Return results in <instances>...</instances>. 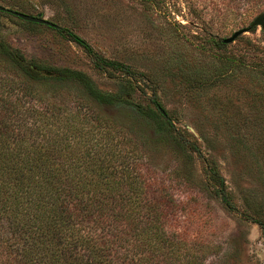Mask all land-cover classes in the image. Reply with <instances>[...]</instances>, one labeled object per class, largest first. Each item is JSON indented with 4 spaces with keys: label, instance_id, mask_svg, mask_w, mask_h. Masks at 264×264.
Here are the masks:
<instances>
[{
    "label": "rangeland",
    "instance_id": "374dc122",
    "mask_svg": "<svg viewBox=\"0 0 264 264\" xmlns=\"http://www.w3.org/2000/svg\"><path fill=\"white\" fill-rule=\"evenodd\" d=\"M0 4L42 13L58 27L77 32L99 54L129 65L134 73L100 70L92 56L58 27L0 10V40L27 61L42 69L81 70L102 90L117 92L146 109H155L156 95L167 110L172 128L162 138L151 131L142 133V144L159 175L175 180L170 191L189 210L176 216L189 242L181 244L174 264H264V227L259 224L264 226L260 70L264 25L254 24L257 16H264V0H0ZM242 28L247 30L234 41H223ZM214 40L225 45L217 46ZM227 58L236 61L225 72ZM15 69L0 56V75H14ZM0 80V97L6 98L9 81ZM47 90L49 100L73 105L78 99L76 88L60 95ZM98 109L117 117L133 133L132 127L141 131L146 125L144 121L132 125L125 109ZM210 165L225 177L234 209L217 194L207 172Z\"/></svg>",
    "mask_w": 264,
    "mask_h": 264
},
{
    "label": "trees",
    "instance_id": "16d2710c",
    "mask_svg": "<svg viewBox=\"0 0 264 264\" xmlns=\"http://www.w3.org/2000/svg\"><path fill=\"white\" fill-rule=\"evenodd\" d=\"M58 30L82 46L98 69L134 73L74 30ZM0 56L16 67V74L0 75L9 81L7 97H0V264H174L181 244L189 242L176 216L189 210L170 191L175 180L159 175L142 144V133L162 138L173 126L158 97L152 98L155 109H146L102 90L81 70L42 69L2 40ZM235 61L225 60V72ZM260 70L264 74V66ZM73 88V105L46 97L47 89L60 95ZM98 107L125 109L132 125H146L132 127L133 133ZM207 172L234 209L218 167Z\"/></svg>",
    "mask_w": 264,
    "mask_h": 264
},
{
    "label": "water",
    "instance_id": "95a60500",
    "mask_svg": "<svg viewBox=\"0 0 264 264\" xmlns=\"http://www.w3.org/2000/svg\"><path fill=\"white\" fill-rule=\"evenodd\" d=\"M0 10L9 11V12L13 13L14 15H17L20 18H22L24 20H27V21H30V22H37V23H41V24H47V25L52 26V27H58L57 23L45 18L44 16H42V13H39L37 15H33V14H29V13H26V12H23V11H18V10L11 9V8L6 7L4 5H1V4H0ZM254 24H263L264 25V16L263 15L257 16L256 19L254 20ZM246 30H247L246 28L239 29V30L235 31L231 36H229L227 38H224L223 41L225 43L232 42L240 34H242ZM159 108H160V111L163 114H167V112L165 111L164 108H162V107H159Z\"/></svg>",
    "mask_w": 264,
    "mask_h": 264
}]
</instances>
